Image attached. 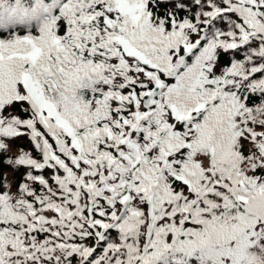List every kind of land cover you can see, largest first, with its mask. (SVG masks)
I'll use <instances>...</instances> for the list:
<instances>
[{"label": "snow or ice", "instance_id": "obj_1", "mask_svg": "<svg viewBox=\"0 0 264 264\" xmlns=\"http://www.w3.org/2000/svg\"><path fill=\"white\" fill-rule=\"evenodd\" d=\"M0 264H264V0H0Z\"/></svg>", "mask_w": 264, "mask_h": 264}]
</instances>
